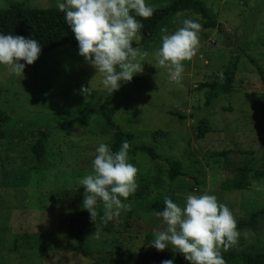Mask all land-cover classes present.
I'll return each mask as SVG.
<instances>
[{
	"label": "rangeland",
	"instance_id": "1",
	"mask_svg": "<svg viewBox=\"0 0 264 264\" xmlns=\"http://www.w3.org/2000/svg\"><path fill=\"white\" fill-rule=\"evenodd\" d=\"M171 1L146 3L159 8ZM202 1L216 27L205 28L193 11L177 13L164 26L171 33L185 18L201 24L199 50L183 62L182 79L172 82L169 69L153 65L162 27L157 28L154 44L142 41L140 32L133 43L143 55V72L135 75L142 78L116 94L111 107L115 124L133 132L135 143L180 160L182 175L170 181L164 160H149L129 148L139 185L123 201L130 207L105 224L103 206L98 205L99 219L85 236L82 250L68 236V221L87 211L81 207L85 189L80 180L92 171L98 143L109 145L113 132L99 112L109 94L100 84L102 74L78 55V47L68 46L40 53L20 77L0 66V264H133L135 255L161 264L174 254L170 247L157 251L149 245L166 225L148 206L173 197L183 207L188 195L205 193L228 206L237 222L260 211L257 227L238 229L237 244L227 251L221 248L222 257L264 251V85L255 68L264 69V0ZM17 2L57 7V0H0V9ZM232 55L239 57L235 81L206 107L205 90L199 85L221 74ZM89 85L92 94L85 96L80 89ZM191 115L208 118L209 131L203 137L193 132ZM39 138L45 139L46 149L37 158L31 149ZM246 164H251L249 186L236 188L239 168ZM41 238L43 256L37 246ZM175 264L189 262L177 253Z\"/></svg>",
	"mask_w": 264,
	"mask_h": 264
},
{
	"label": "clouds",
	"instance_id": "2",
	"mask_svg": "<svg viewBox=\"0 0 264 264\" xmlns=\"http://www.w3.org/2000/svg\"><path fill=\"white\" fill-rule=\"evenodd\" d=\"M56 6L78 42V55L102 74L100 84L109 93L143 72V55L133 42L140 39L142 20L155 12L146 0H57ZM180 24L171 33L161 29L153 64L158 69H169L168 79L172 82L182 79L183 62L190 61L200 47L201 24L190 18ZM41 51L37 39L0 32V66H6L16 77L24 75L26 65L33 64ZM80 91L85 96L92 94L90 85L82 86ZM128 149L127 142L116 152L107 143L99 142L91 161L92 171L80 180L85 189L81 207L90 213L94 223L100 204L105 224L130 207L123 201L134 195L139 185L138 169L129 162ZM163 205L155 214L166 228L155 232L149 245L157 251L170 247L174 257L161 264H175L177 253L189 264H225L221 248L227 251L241 236L228 206L207 193L188 195L183 207L168 197Z\"/></svg>",
	"mask_w": 264,
	"mask_h": 264
},
{
	"label": "trees",
	"instance_id": "3",
	"mask_svg": "<svg viewBox=\"0 0 264 264\" xmlns=\"http://www.w3.org/2000/svg\"><path fill=\"white\" fill-rule=\"evenodd\" d=\"M154 15L149 19H143L144 27L140 30L142 41L150 40L153 44L157 40V28H164L167 21L177 13L185 11H193L200 15L203 19V26L205 28L216 27L217 23L211 16L209 9L205 6L202 0H172L167 5L159 8H154ZM137 19H140L139 17ZM0 32L5 34H15L28 38L39 40L42 51L41 53H48L56 47L68 46L70 48H77L78 42L74 38L70 26L64 21L63 14L59 12L57 7L51 8H34L28 6L25 2L12 3L6 8L0 9ZM152 43H148L147 47L150 49ZM135 44L133 43V47ZM239 57L232 55L225 70L221 74H213L210 81L199 85L200 89H204V105L211 106L212 103L222 94L230 89L235 81ZM260 79L264 85V69L255 67ZM142 76H135L130 82L122 83L119 90L109 93L105 100L99 107L100 116L106 128H111L113 132L110 136V144L112 151L120 150L121 145L127 142L129 148L145 154L149 160H164L168 165V178L173 181L177 176L182 175L181 161L177 159L167 158L158 152L151 145L144 143H135V134L131 131L125 130L119 125L115 124L112 117V101L116 94L122 89L136 83ZM174 116L183 118L179 113H173ZM194 124L192 125L193 132L197 137H203L209 131L208 118L205 116H194ZM46 149V141L44 138H39L32 146V152L37 158L43 157ZM223 154V153H221ZM241 177L236 184V188H246L249 186L251 176V164H246L239 168ZM165 198V197H164ZM157 199L148 206V211L155 214L161 211L164 207L163 200ZM171 198L174 202L175 199ZM98 212V210H97ZM99 213V212H98ZM135 214V213H134ZM259 210L250 213L249 217L237 222V229L252 230L257 227ZM99 219V215L96 220ZM90 213L88 211H81L69 218L68 221V236L76 242L79 250L84 248L85 236L90 227L93 225ZM45 240L39 239L37 242L40 256L45 252ZM135 255V254H134ZM181 255V254H180ZM130 260L129 255L127 254ZM132 257V255H131ZM136 259L133 264H152L144 255L133 256ZM223 260L225 264H264V251H238L230 252L224 255Z\"/></svg>",
	"mask_w": 264,
	"mask_h": 264
}]
</instances>
